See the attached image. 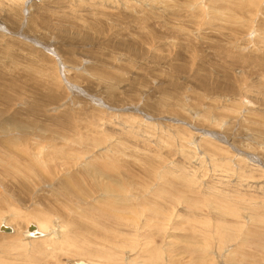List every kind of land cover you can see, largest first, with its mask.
I'll return each mask as SVG.
<instances>
[{"label":"rangeland","instance_id":"rangeland-1","mask_svg":"<svg viewBox=\"0 0 264 264\" xmlns=\"http://www.w3.org/2000/svg\"><path fill=\"white\" fill-rule=\"evenodd\" d=\"M1 219L0 264H264V0H0Z\"/></svg>","mask_w":264,"mask_h":264},{"label":"bare ground","instance_id":"bare-ground-1","mask_svg":"<svg viewBox=\"0 0 264 264\" xmlns=\"http://www.w3.org/2000/svg\"><path fill=\"white\" fill-rule=\"evenodd\" d=\"M4 220L5 219H1L0 220V232L4 233V234H12L13 233V229H11V227L6 225ZM29 226H33V225H29ZM29 226L26 227V231L23 232V237H24L25 240H27V239L28 240H31V239L37 240V239H41V238H47L49 236H52L53 238H57L58 237L57 229H55V231H53V229L50 226H47V225H44V224H41V223H38L37 225L35 224V226H33L35 229L33 230L32 233L29 234L28 233ZM81 228L83 229V227H81ZM81 228L79 229L80 232H81ZM87 231H89V230H87ZM76 264H87V263L80 261V262H77Z\"/></svg>","mask_w":264,"mask_h":264},{"label":"water","instance_id":"water-1","mask_svg":"<svg viewBox=\"0 0 264 264\" xmlns=\"http://www.w3.org/2000/svg\"><path fill=\"white\" fill-rule=\"evenodd\" d=\"M34 229H35V228H34L33 226H29V228H28V233H29V234L32 233Z\"/></svg>","mask_w":264,"mask_h":264}]
</instances>
